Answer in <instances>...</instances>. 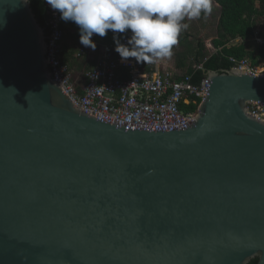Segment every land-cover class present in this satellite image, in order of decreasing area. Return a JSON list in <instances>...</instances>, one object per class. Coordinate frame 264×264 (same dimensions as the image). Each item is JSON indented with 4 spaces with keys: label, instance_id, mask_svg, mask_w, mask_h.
Masks as SVG:
<instances>
[{
    "label": "water",
    "instance_id": "obj_1",
    "mask_svg": "<svg viewBox=\"0 0 264 264\" xmlns=\"http://www.w3.org/2000/svg\"><path fill=\"white\" fill-rule=\"evenodd\" d=\"M25 2L0 0V264H264V76L202 66L191 127L119 126L64 93Z\"/></svg>",
    "mask_w": 264,
    "mask_h": 264
},
{
    "label": "built area",
    "instance_id": "obj_2",
    "mask_svg": "<svg viewBox=\"0 0 264 264\" xmlns=\"http://www.w3.org/2000/svg\"><path fill=\"white\" fill-rule=\"evenodd\" d=\"M44 2L49 14V69L76 107L116 125L148 132L183 131L192 126L197 114L184 112L182 106L203 101L209 93L210 80L204 78L199 85H194L191 76L168 65L164 58L151 64L137 63L134 58L122 61L116 56L115 47L110 43L102 45L96 34L91 38L96 44L95 50L85 47L77 54L78 57L93 56L100 50L97 64L87 73V84L80 94L70 66L63 62L65 28L70 21H63L60 13ZM256 6L259 7V1ZM119 35L121 43L126 44L131 33ZM241 45L251 46L253 50L264 48V28L255 29L251 39L237 38L227 47ZM229 60L232 69L264 76V67L255 66L248 58L230 57ZM201 68L202 65L197 67ZM121 69L127 71V76L119 73ZM249 113L264 120V104H249Z\"/></svg>",
    "mask_w": 264,
    "mask_h": 264
},
{
    "label": "clouds",
    "instance_id": "obj_3",
    "mask_svg": "<svg viewBox=\"0 0 264 264\" xmlns=\"http://www.w3.org/2000/svg\"><path fill=\"white\" fill-rule=\"evenodd\" d=\"M25 2V0H24ZM28 3V2H25ZM60 18L79 28L80 43L95 50L94 34L113 32L115 51L122 61L134 58L151 64L173 55L185 22L209 15L213 0H46ZM130 32L127 43L118 34Z\"/></svg>",
    "mask_w": 264,
    "mask_h": 264
},
{
    "label": "trees",
    "instance_id": "obj_4",
    "mask_svg": "<svg viewBox=\"0 0 264 264\" xmlns=\"http://www.w3.org/2000/svg\"><path fill=\"white\" fill-rule=\"evenodd\" d=\"M259 1V7L256 6ZM220 7V16L217 27V36L212 41V44L216 50L223 48L222 52H216L213 55H208L204 43L199 40L197 46L193 47L192 43L187 42L189 38L179 39V43L174 46L173 50L179 48H185L186 52L178 54L179 64L178 67L187 69V74L191 76V82L194 85H199L206 75L202 69H197L202 65L208 70L224 72L231 70L233 65L230 62V57L238 59L248 58L255 66L264 67V48L254 49L251 46H236L227 47V45L237 39L242 38L244 40L251 39L253 32L258 27L264 28V0H213ZM32 9L42 27L49 35L48 20L49 14L46 8L44 0H30ZM71 23L72 31H69V39H77L79 37V28L73 22ZM106 37H110L113 41V34H107ZM121 42V37H120ZM194 54V62L198 64L194 67V64L186 66L187 54ZM68 63V61H64ZM200 101L196 104L192 103L189 106L183 105L182 110L186 113H198V107ZM258 259L253 260L250 264H257Z\"/></svg>",
    "mask_w": 264,
    "mask_h": 264
},
{
    "label": "rangeland",
    "instance_id": "obj_5",
    "mask_svg": "<svg viewBox=\"0 0 264 264\" xmlns=\"http://www.w3.org/2000/svg\"><path fill=\"white\" fill-rule=\"evenodd\" d=\"M220 16V7L213 2V11L209 15H201L200 18L194 19L191 21H185L190 24V27L180 33L179 39L181 38H189L187 42L192 43L193 47L197 46V42L201 40L205 48L208 52V55H213L216 53V49L214 48L212 41L217 36V27ZM185 48H177L173 50V55L171 57L166 58L168 65L174 64L176 68H178L181 72H185L187 69H182L178 67L179 57L178 54L186 52ZM171 63V64H170ZM186 66L194 64V67H197L198 64L194 62V54H187V61L185 62ZM83 83L85 79L82 78Z\"/></svg>",
    "mask_w": 264,
    "mask_h": 264
},
{
    "label": "crops",
    "instance_id": "obj_6",
    "mask_svg": "<svg viewBox=\"0 0 264 264\" xmlns=\"http://www.w3.org/2000/svg\"><path fill=\"white\" fill-rule=\"evenodd\" d=\"M71 29H72L71 23H69L68 26L65 28L66 38H65V42L63 44V48H64L63 58H64L65 62L66 61L69 62V64L68 63H65V64H68L70 66L71 71H72V75H73V81H74L75 85L77 86L78 92L80 94H82L84 91V87L87 84V73L96 66L97 61L100 57V50L97 49L95 54H93V56L87 55V56L78 57L77 54L80 52V50L82 48H85V46H83L80 43V38H77V39H69L68 38V33H69V31H72ZM107 34H113V32L108 31ZM119 36L121 37V35H119ZM98 40L102 45L110 43L115 47V44H114V42H112V39L110 37H106V36L100 37L99 36ZM115 54L117 57H120L116 51H115ZM164 59L166 60V58H164ZM171 65H172V67L174 66V64H171ZM119 73L124 75V76H127V71H125V70L121 69L119 71ZM181 73L185 74V73H187V70L185 72H181ZM82 78L85 79L84 83L82 81Z\"/></svg>",
    "mask_w": 264,
    "mask_h": 264
}]
</instances>
